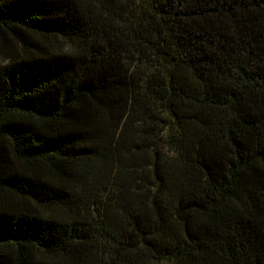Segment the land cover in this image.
Here are the masks:
<instances>
[{
  "label": "trees",
  "instance_id": "16d2710c",
  "mask_svg": "<svg viewBox=\"0 0 264 264\" xmlns=\"http://www.w3.org/2000/svg\"><path fill=\"white\" fill-rule=\"evenodd\" d=\"M0 264H264V0H0Z\"/></svg>",
  "mask_w": 264,
  "mask_h": 264
}]
</instances>
